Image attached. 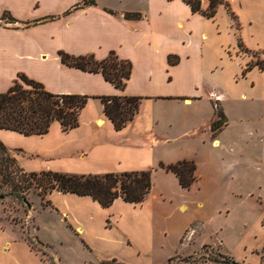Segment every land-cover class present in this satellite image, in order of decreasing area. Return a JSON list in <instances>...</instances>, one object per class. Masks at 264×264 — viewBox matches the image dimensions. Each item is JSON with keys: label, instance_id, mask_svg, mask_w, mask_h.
Instances as JSON below:
<instances>
[{"label": "crops", "instance_id": "crops-1", "mask_svg": "<svg viewBox=\"0 0 264 264\" xmlns=\"http://www.w3.org/2000/svg\"><path fill=\"white\" fill-rule=\"evenodd\" d=\"M82 1L0 0V94L25 77L52 94L88 97L78 127L62 132L53 122L46 134L31 136L0 130V142L24 173L152 171L150 193L140 204L116 199L102 208L88 196L52 191L47 196L51 206L42 208L56 212L75 236L85 239L89 251L120 247L134 259L109 256L91 264L108 259L149 264L150 256L170 243V236L177 235L174 255L182 246L180 239L190 222L171 223L170 234L162 224L172 217L169 184L192 190L201 176L196 153L205 150L207 139L211 146L219 144L227 124L213 138L210 132L212 104H218L223 112L216 93L217 63L226 52H237L239 43L247 52L264 54V39L253 36L255 30L251 29L263 17L254 13L251 5H264V0H221L212 18L203 15L209 0H200V12L195 13L182 0H93L94 4L78 8ZM125 13L139 18L125 19ZM61 53L92 56L97 61L113 53L130 63L129 78L120 90L100 73L63 64ZM111 96L140 98L133 121L120 131L103 114L99 100ZM170 136L199 138L185 146L191 152L166 155L160 145ZM180 161L195 165L196 180L188 189H182L173 174L159 168V164ZM160 181L165 183L163 187ZM168 209L170 213H163ZM184 209L179 205V211ZM9 234L0 228V264H42L27 244ZM106 234H112L113 239Z\"/></svg>", "mask_w": 264, "mask_h": 264}, {"label": "rangeland", "instance_id": "rangeland-1", "mask_svg": "<svg viewBox=\"0 0 264 264\" xmlns=\"http://www.w3.org/2000/svg\"><path fill=\"white\" fill-rule=\"evenodd\" d=\"M251 6L254 13L263 14L251 27L255 30L253 36L263 40L264 5L253 2ZM217 64L216 93L227 125L217 146H211L207 139L205 150L196 153L201 174L197 185L183 191L176 183L169 184L174 201L170 207L172 217L162 224L169 234L173 231L171 223L190 222V227L182 235V246L177 247L175 255L177 235L170 236L163 251L150 256L149 264H264V54L247 52L239 43L237 52H226ZM169 138L160 145L166 155H176L179 150L191 152L185 146L199 137ZM7 154H0V161L11 156ZM16 167L13 164L10 169L16 171ZM158 184L163 187L165 183ZM2 193L0 228L32 248L42 264H91L96 258L105 260L109 256L134 260L120 247L89 251L85 239L75 236L56 212L42 209L45 207L36 189L18 192L30 209L9 196L7 187L0 188ZM179 205L185 206L184 211L178 210ZM106 236L113 239L112 234ZM27 237H36L46 247L39 249L32 240L28 244ZM110 260L108 264H123Z\"/></svg>", "mask_w": 264, "mask_h": 264}, {"label": "trees", "instance_id": "trees-1", "mask_svg": "<svg viewBox=\"0 0 264 264\" xmlns=\"http://www.w3.org/2000/svg\"><path fill=\"white\" fill-rule=\"evenodd\" d=\"M182 1L189 5L193 13L200 12V0ZM91 4H94L93 0H83L78 8ZM220 4H222L221 0H209L208 8L203 15L212 18L216 7ZM124 18L136 20L139 15L125 13ZM59 56L61 62L67 66L89 73H100L105 81L120 90L124 88L125 81L129 78L130 63L119 60L113 53L101 61L95 60L92 56L70 57L62 53ZM171 59L169 62L173 64L174 61ZM20 79L22 84L15 82L5 93L0 94V130L31 136L46 134L53 122L60 125L62 132L78 127L79 114L86 105L87 96L52 94L39 83L25 77H20ZM99 100L103 107V114L116 131L122 130L133 121L140 102L138 97L127 96L99 97ZM212 106L213 117L210 123V132L213 138L227 124V119L218 104L214 103ZM7 152L9 151L0 142V154L8 155ZM13 164H16V161L12 155L8 156L5 161H0V188L7 187L8 195L17 198L26 208L28 203L23 197H18L20 196L18 192L30 188L38 191L40 200L43 201V207L51 206L47 196L52 191H57L63 194L88 196L102 208H107L116 199L133 205L140 204L146 199L152 187V171L102 175L55 172L24 173L17 164V170H11L10 167ZM159 168L173 174L182 189H188L196 180L195 165L192 161H180L169 165L159 164ZM23 183L24 187H22ZM31 240L39 249L46 247L36 237L26 238L28 244ZM30 249L32 250V248ZM261 258L264 262V254ZM108 263L106 261L100 264Z\"/></svg>", "mask_w": 264, "mask_h": 264}, {"label": "water", "instance_id": "water-1", "mask_svg": "<svg viewBox=\"0 0 264 264\" xmlns=\"http://www.w3.org/2000/svg\"><path fill=\"white\" fill-rule=\"evenodd\" d=\"M27 209H30V206H29V204H27Z\"/></svg>", "mask_w": 264, "mask_h": 264}]
</instances>
